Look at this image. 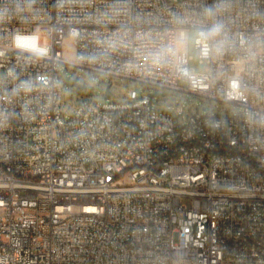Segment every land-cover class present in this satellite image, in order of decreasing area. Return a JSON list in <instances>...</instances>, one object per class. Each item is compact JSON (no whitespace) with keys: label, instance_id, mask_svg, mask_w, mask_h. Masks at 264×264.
I'll list each match as a JSON object with an SVG mask.
<instances>
[{"label":"built area","instance_id":"built-area-1","mask_svg":"<svg viewBox=\"0 0 264 264\" xmlns=\"http://www.w3.org/2000/svg\"><path fill=\"white\" fill-rule=\"evenodd\" d=\"M114 0H0V264H264V0H227L232 45L203 70L126 53L95 62ZM217 0H124L120 20L166 35ZM39 37L43 56L15 46ZM67 40L70 45H67ZM63 64L144 84L62 110ZM152 86L231 103L160 109ZM190 200L186 205L183 200Z\"/></svg>","mask_w":264,"mask_h":264},{"label":"clouds","instance_id":"clouds-1","mask_svg":"<svg viewBox=\"0 0 264 264\" xmlns=\"http://www.w3.org/2000/svg\"><path fill=\"white\" fill-rule=\"evenodd\" d=\"M124 0H114L112 6L101 12L97 17L100 24H115L116 27L106 35L98 38L97 50L82 59L95 62L112 55L126 53L133 61L137 56L145 57L153 67H163L182 63L190 54L195 53L205 59L225 54L232 45V37L228 24L222 14L227 10V0H217L205 7L195 16L176 14L172 19L173 28L166 35H159L151 30H134L128 23L120 20L124 15ZM6 18L0 12V21ZM258 44L264 40L252 38ZM15 46L33 55L43 56L44 49L40 46L39 37L30 38L17 36ZM10 79L18 81L11 89V95L33 90L31 80H20L14 68H9L0 81Z\"/></svg>","mask_w":264,"mask_h":264},{"label":"rangeland","instance_id":"rangeland-1","mask_svg":"<svg viewBox=\"0 0 264 264\" xmlns=\"http://www.w3.org/2000/svg\"><path fill=\"white\" fill-rule=\"evenodd\" d=\"M191 66L203 70L206 64L200 62L199 55L192 53ZM63 89L62 110L65 114L71 115L78 104L84 99L101 100L108 98L110 101H128L141 94L144 84L125 77L112 76L109 74L98 73L85 68H80L72 64H63L60 73ZM76 78L84 85H90L94 88L84 89L72 84L71 80ZM152 92L160 91L164 95L154 97L155 104L160 109H168L174 113L175 106L183 105L185 115L190 116L196 113L226 115L231 113L235 106L231 103L219 101L205 96L187 93L181 90H175L165 87L152 86ZM109 92L108 96L106 92ZM183 202L190 206V200L184 199Z\"/></svg>","mask_w":264,"mask_h":264},{"label":"water","instance_id":"water-1","mask_svg":"<svg viewBox=\"0 0 264 264\" xmlns=\"http://www.w3.org/2000/svg\"><path fill=\"white\" fill-rule=\"evenodd\" d=\"M71 82H72V84L73 85H75V86H77V87H79V88H84V89H90V90H92L94 87L93 86H90V85H84V84H82V83H80L76 78H73L72 80H71ZM106 94L109 96L110 95V93L107 91L106 92ZM152 94V96H158V95H164V93H162V92H160V91H154V92H152L151 93Z\"/></svg>","mask_w":264,"mask_h":264},{"label":"bare ground","instance_id":"bare-ground-1","mask_svg":"<svg viewBox=\"0 0 264 264\" xmlns=\"http://www.w3.org/2000/svg\"><path fill=\"white\" fill-rule=\"evenodd\" d=\"M67 45H68V46L70 45V41H69V40H67Z\"/></svg>","mask_w":264,"mask_h":264}]
</instances>
